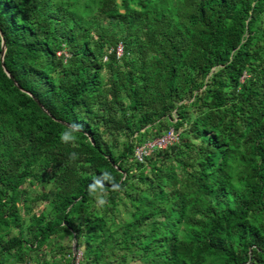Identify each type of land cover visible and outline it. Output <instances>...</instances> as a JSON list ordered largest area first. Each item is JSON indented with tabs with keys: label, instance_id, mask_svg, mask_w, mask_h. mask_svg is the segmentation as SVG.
Returning <instances> with one entry per match:
<instances>
[{
	"label": "trees",
	"instance_id": "1",
	"mask_svg": "<svg viewBox=\"0 0 264 264\" xmlns=\"http://www.w3.org/2000/svg\"><path fill=\"white\" fill-rule=\"evenodd\" d=\"M0 30V264L61 232L87 264H264V0H0Z\"/></svg>",
	"mask_w": 264,
	"mask_h": 264
},
{
	"label": "rangeland",
	"instance_id": "2",
	"mask_svg": "<svg viewBox=\"0 0 264 264\" xmlns=\"http://www.w3.org/2000/svg\"><path fill=\"white\" fill-rule=\"evenodd\" d=\"M121 69H123V67H121ZM126 103L128 102L126 101ZM124 139V137L120 136L118 137V141L114 144L122 145ZM24 186L27 189V205L31 210L24 213L22 209V203L19 204V209L22 213H24L25 224L28 225L31 214L33 212L38 213L39 211H41L44 207H46L47 202L43 201V199L41 198V191L43 187L39 182H35L33 185L26 182ZM45 189L47 191L46 194L48 200H55L56 196L53 191L52 184H48ZM76 248V241L73 234L69 232H61L51 238L36 251L33 250L25 254L24 257L26 256L27 258H29L30 264H66L69 259L74 261L75 264H77V262L81 264H87L86 258L82 257L83 251L85 250L90 259L94 256V250H92L93 248H87L83 245H80L78 250H76ZM108 250L109 249H106L107 252ZM114 250L118 253L124 252L117 244H115ZM73 252H75L74 255ZM9 264H21V261H17V259L14 258Z\"/></svg>",
	"mask_w": 264,
	"mask_h": 264
},
{
	"label": "built area",
	"instance_id": "3",
	"mask_svg": "<svg viewBox=\"0 0 264 264\" xmlns=\"http://www.w3.org/2000/svg\"><path fill=\"white\" fill-rule=\"evenodd\" d=\"M114 53L117 58L123 54L122 43L119 42L114 48ZM106 57L104 58V60ZM179 138V132L174 128H169L163 134L154 138L145 139L137 143L133 148V159L137 162H144L146 157L151 155L155 150L164 149L172 143H176Z\"/></svg>",
	"mask_w": 264,
	"mask_h": 264
},
{
	"label": "water",
	"instance_id": "4",
	"mask_svg": "<svg viewBox=\"0 0 264 264\" xmlns=\"http://www.w3.org/2000/svg\"><path fill=\"white\" fill-rule=\"evenodd\" d=\"M0 35L2 36L3 34H2V32H1V30H0ZM4 51H5V42H4V40L2 41V50H1V60L3 59V55H4ZM10 77H12L10 74H8ZM37 103L42 107V105L40 104V102L39 101H37ZM46 111V110H45ZM75 241H76V239H75ZM75 254V252H73V255Z\"/></svg>",
	"mask_w": 264,
	"mask_h": 264
},
{
	"label": "clouds",
	"instance_id": "5",
	"mask_svg": "<svg viewBox=\"0 0 264 264\" xmlns=\"http://www.w3.org/2000/svg\"><path fill=\"white\" fill-rule=\"evenodd\" d=\"M61 139L62 140H66L67 139V137L66 136H64L63 134H61ZM76 154L75 153H72L71 154V156H75Z\"/></svg>",
	"mask_w": 264,
	"mask_h": 264
}]
</instances>
